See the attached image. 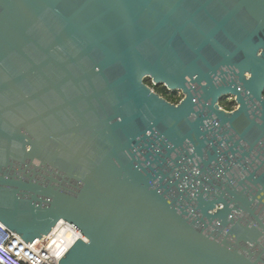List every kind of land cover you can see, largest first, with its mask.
<instances>
[{
    "label": "water",
    "instance_id": "obj_1",
    "mask_svg": "<svg viewBox=\"0 0 264 264\" xmlns=\"http://www.w3.org/2000/svg\"><path fill=\"white\" fill-rule=\"evenodd\" d=\"M263 90L264 0H0V220L69 221L59 264H264V159L238 185L214 165L227 122L251 157Z\"/></svg>",
    "mask_w": 264,
    "mask_h": 264
},
{
    "label": "built area",
    "instance_id": "obj_2",
    "mask_svg": "<svg viewBox=\"0 0 264 264\" xmlns=\"http://www.w3.org/2000/svg\"><path fill=\"white\" fill-rule=\"evenodd\" d=\"M157 84L149 85L154 91ZM166 91H177L180 99L184 97L181 89L169 88L163 84ZM158 92V91H156ZM161 96L162 93L158 92ZM83 238L81 232L69 221L61 220L42 240L36 238L33 243L26 242L16 231L8 228L0 220V264H59L60 259L78 238Z\"/></svg>",
    "mask_w": 264,
    "mask_h": 264
},
{
    "label": "flooded vegetation",
    "instance_id": "obj_3",
    "mask_svg": "<svg viewBox=\"0 0 264 264\" xmlns=\"http://www.w3.org/2000/svg\"><path fill=\"white\" fill-rule=\"evenodd\" d=\"M219 72L215 78L217 83H221L222 80L219 77ZM224 75V74H222ZM246 76H249V73L246 72ZM227 79H235L239 87H241V82L235 74H228L226 75ZM173 93H177V91H174ZM262 99L264 100V90L262 91ZM247 102L249 105V113L250 117H254L256 121L261 122V116L263 115L262 111V105L260 101L258 100H250L247 98ZM219 108L226 112L228 115L232 114L234 111H236L240 107V102L238 101L237 95L234 93L225 92L222 93L217 101ZM215 123L220 126V120L217 118V116L213 115ZM218 126L215 127V131L218 130ZM226 128H228V132L226 133L225 137L229 138L232 136V139L229 141V144L226 143V141H223L222 145H219V151L223 152V154L219 157V163L214 162L215 168L218 167L220 170H224L225 168H229L227 171V175L230 179H232L233 184L238 185V180L245 179L246 176L249 174V170H252V167L249 165V163H252L253 160H255V163H253V166L256 167L257 163H261V161L264 159L263 155H260L259 158H256L255 155H257L259 152L264 154V136L254 145V149L252 150L251 157L245 156L243 157L242 153L245 149H248L250 146V142L245 141L240 137V134L236 130V128L232 127L230 125V122L226 123ZM216 136L218 139H221V135L219 133H216ZM217 141V140H216ZM239 141L238 145H235V142ZM229 145L232 146V150L229 149ZM227 150V153L225 154L224 151ZM264 166L260 168L257 172L260 173L263 170ZM256 174V175H257ZM219 175V173H217ZM222 178L224 181H226V178L222 175ZM218 181L216 184H220V177L217 176ZM248 181V180H247ZM224 188L225 186L222 185ZM240 189L241 186H238ZM217 191L219 189L217 188ZM258 200L253 204V207L255 208L256 212L261 213L260 215L264 218V209L262 210L263 204H258ZM247 217L248 214L246 215Z\"/></svg>",
    "mask_w": 264,
    "mask_h": 264
},
{
    "label": "rangeland",
    "instance_id": "obj_4",
    "mask_svg": "<svg viewBox=\"0 0 264 264\" xmlns=\"http://www.w3.org/2000/svg\"><path fill=\"white\" fill-rule=\"evenodd\" d=\"M144 82L147 85H151V86L153 85V80L149 76L144 78ZM154 88L156 91L162 93V95H164V97H166L169 100L176 101V100L180 99V95L178 92L177 93H170V92L166 91V89L162 83L157 84Z\"/></svg>",
    "mask_w": 264,
    "mask_h": 264
},
{
    "label": "bare ground",
    "instance_id": "obj_5",
    "mask_svg": "<svg viewBox=\"0 0 264 264\" xmlns=\"http://www.w3.org/2000/svg\"><path fill=\"white\" fill-rule=\"evenodd\" d=\"M56 227V226H55Z\"/></svg>",
    "mask_w": 264,
    "mask_h": 264
}]
</instances>
